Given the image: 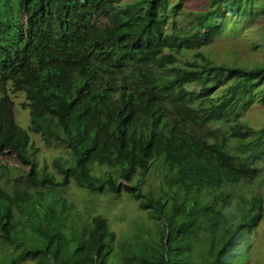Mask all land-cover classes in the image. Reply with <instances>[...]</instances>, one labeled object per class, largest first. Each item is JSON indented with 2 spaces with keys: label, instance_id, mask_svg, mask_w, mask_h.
I'll return each instance as SVG.
<instances>
[{
  "label": "trees",
  "instance_id": "1",
  "mask_svg": "<svg viewBox=\"0 0 264 264\" xmlns=\"http://www.w3.org/2000/svg\"><path fill=\"white\" fill-rule=\"evenodd\" d=\"M185 10L184 0H0V156L29 167L13 191L0 181V245L23 247L9 264H234L264 220V193H238L264 182V125L242 120L264 105V64L183 58L224 27L196 11L180 24ZM31 133L66 150L57 174L39 167ZM157 160L165 188L145 192ZM72 178L127 194L151 223L118 240L102 211L62 193Z\"/></svg>",
  "mask_w": 264,
  "mask_h": 264
},
{
  "label": "rangeland",
  "instance_id": "2",
  "mask_svg": "<svg viewBox=\"0 0 264 264\" xmlns=\"http://www.w3.org/2000/svg\"><path fill=\"white\" fill-rule=\"evenodd\" d=\"M178 1V0H175ZM186 12L178 15L179 23L186 24V18L193 11L209 14L208 24L224 21L222 37L200 48H193L184 52L183 58L192 59L197 52H203L215 62H226L231 65L264 64V0H184ZM15 101V113L17 122L28 129L30 125V113L23 106L26 94L22 91L12 94ZM242 120L253 128L264 125V105L256 102L242 117ZM231 135V134H230ZM31 151L39 162V167L47 166V171L57 174L54 161L58 157H65L66 150L59 144L48 143L40 134L31 133ZM111 169L97 167L94 173L103 174ZM29 172L28 165L21 164L15 156H0V179L10 190L15 188V179L20 177L26 180ZM167 169L162 160L154 161L151 173L145 178L143 190L159 192L165 188V175ZM9 176V177H8ZM8 179V182L6 181ZM258 180L255 183L243 182L238 193L256 191L264 193V182ZM62 193L79 207L86 206L96 208L108 217L111 228L115 231L117 239L131 238L140 225L151 223L149 214L138 208L136 201L124 194L120 199H115L111 192L98 194L84 189L75 183L74 178L67 187H62ZM49 199V198H48ZM47 199V200H48ZM255 229V230H254ZM31 233V232H30ZM23 247H9L7 250L0 245V264H9L13 256H18ZM234 264H264V220L258 227L253 228L236 249ZM116 264H126L118 256ZM26 264H33L27 261Z\"/></svg>",
  "mask_w": 264,
  "mask_h": 264
},
{
  "label": "clouds",
  "instance_id": "3",
  "mask_svg": "<svg viewBox=\"0 0 264 264\" xmlns=\"http://www.w3.org/2000/svg\"><path fill=\"white\" fill-rule=\"evenodd\" d=\"M50 198L47 200V202H49Z\"/></svg>",
  "mask_w": 264,
  "mask_h": 264
}]
</instances>
